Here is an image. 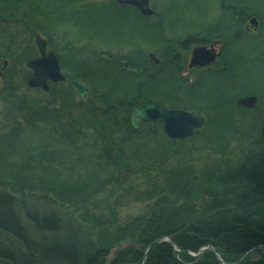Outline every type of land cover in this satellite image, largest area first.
<instances>
[{"label": "trees", "instance_id": "trees-1", "mask_svg": "<svg viewBox=\"0 0 264 264\" xmlns=\"http://www.w3.org/2000/svg\"><path fill=\"white\" fill-rule=\"evenodd\" d=\"M85 1L0 0L5 86L27 83L37 33L68 72L67 81L50 83L47 93L29 89V96H20L17 86L0 91V106L14 117H4L0 128V264H141L148 244L165 236L178 252L168 242L155 243L144 264H218L210 252L191 256L204 246L235 262L264 246V0H218L217 15L210 13L193 35L155 54L159 65L140 48L107 56L91 42L100 33L119 40L120 28L129 25L124 42L130 46L142 43L139 34L157 37L153 45L166 43L158 14L142 16L114 0ZM178 1L184 6L188 0ZM251 17L259 22L255 33L245 29ZM65 24L82 37L78 44L86 41L79 50L54 47ZM218 38L221 68L199 74L193 85L183 82L181 52ZM69 80L87 85L88 98L78 100ZM246 96L257 98L254 109L235 105ZM149 101L177 109L201 104L206 122L181 140L168 138L160 121L133 129L131 108ZM186 159L204 164L196 169L183 164ZM133 176L142 181L137 195L149 208L122 223L116 188ZM39 200L58 208L48 214ZM60 208L71 210L72 222H62ZM126 241L133 245L109 260ZM240 264H264V256Z\"/></svg>", "mask_w": 264, "mask_h": 264}, {"label": "water", "instance_id": "water-1", "mask_svg": "<svg viewBox=\"0 0 264 264\" xmlns=\"http://www.w3.org/2000/svg\"><path fill=\"white\" fill-rule=\"evenodd\" d=\"M121 5H130L135 7L139 13L143 16L157 15V13L151 8L150 0H115ZM248 25L253 28L252 32H256L259 27V22L256 17H251L248 20ZM248 28V27H247ZM36 48L39 56L31 59L27 62V67L32 71L31 77L28 79L27 84L30 88H38L47 92L49 90V82L58 83L64 82L66 77L61 71L58 57L52 51H48L47 40L39 34L34 37ZM224 44L220 38L215 39L206 44H195L190 47L188 51L181 53L183 57V69L180 73V78L183 82L188 81L189 85H193L198 82L199 78L193 74L196 69H199V73L206 72L209 68L220 69V55ZM148 57L153 61L155 65H159L161 62L154 56L153 53H149ZM7 65V61L4 62V67ZM71 87L73 88L78 99L83 100L86 98L89 88L79 81H71ZM237 107L245 109H254L257 105V98L255 96L241 97L235 100ZM203 108L200 105L193 106L192 108L177 109V108H164L155 102H148L146 104H140L132 107L130 113V124L133 129L139 130L142 123H155L157 121L162 122L163 131L170 139L181 140L185 138L193 137L194 134L204 126L206 120L203 115ZM261 139L264 140V119L260 128ZM167 240L171 247L175 250L174 243L171 241L170 236L159 238L148 244L143 254L144 264L146 259V253L152 247L153 244ZM126 245H133V242H122L115 246L111 251L121 249ZM210 252H213L220 264H240L246 257L256 250H264V246H258L248 251L237 262H225L212 247L206 248ZM202 248L198 253L204 251Z\"/></svg>", "mask_w": 264, "mask_h": 264}, {"label": "rangeland", "instance_id": "rangeland-1", "mask_svg": "<svg viewBox=\"0 0 264 264\" xmlns=\"http://www.w3.org/2000/svg\"><path fill=\"white\" fill-rule=\"evenodd\" d=\"M110 0H86L85 2L90 3H101V4H107ZM218 0L212 1V5L210 7V1L209 0H188L186 5L183 6L182 1L178 0H150V6L151 8L159 15V19L157 21L161 22L164 26L165 33L163 34L164 40L167 42L160 43L159 45H153V41L158 40L157 37L153 40L151 37H143L139 33V38L142 40L141 44H136L135 46H130L127 43L124 42L125 36L127 33L128 26H124L120 28V33L117 34L119 36L122 35V37L118 40L114 36L108 35H102L101 33L95 36V41L91 40L92 44H95L100 53H106V55H113V56H128L130 52H132L133 48H140L144 53H153L159 57L163 54L164 49H167L168 42L178 43L185 39V37L189 35H193L194 32H196L194 29L198 28L199 23L203 22L202 19H207V15L212 13V15L218 14V9L216 6ZM84 2V3H85ZM208 4V5H207ZM101 8H105L103 6H99ZM115 8V7H114ZM116 9V8H115ZM114 9V10H115ZM117 10V9H116ZM212 11V12H211ZM142 20H137L138 24ZM130 24V23H129ZM136 24V23H135ZM131 26V25H130ZM135 26V25H132ZM138 26V25H137ZM206 26V25H205ZM245 26V25H244ZM62 27V28H61ZM59 27V32L56 34L57 38L54 40V47H61L64 43L65 45H70L73 48L79 50L82 46L86 44V41H79L78 39H81L82 37L78 34L77 30L71 26L70 24H65ZM250 32H252V27H249ZM111 32H109L110 34ZM38 34V33H37ZM95 34V33H92ZM40 36H42L44 39L47 40L46 37H44L41 33H39ZM154 35V34H153ZM106 37V38H105ZM87 39V38H86ZM106 41L109 44H104L103 41ZM105 42V43H106ZM104 44V45H103ZM170 45V44H169ZM32 46L35 48V44L33 42ZM49 49V47H48ZM174 51L171 52L173 55ZM170 54V55H171ZM156 57V56H155ZM157 58V57H156ZM7 60L0 59V70H3L4 68V62ZM8 62V61H7ZM60 63V61H59ZM61 68V64H60ZM27 70V69H26ZM5 71V70H4ZM0 72V91H4L6 88H9L12 90V88H15L17 86L16 95L25 96L27 93H30L29 86L27 83L22 84L20 81L16 82L17 84L12 86H9L7 84V87L5 86V81L3 78V72ZM61 71L65 74H68V72L65 69L61 68ZM4 81V82H3ZM60 83V82H58ZM29 96V94H27ZM19 110V109H18ZM24 115V112L23 114ZM11 118V114H6V112L3 110V107L0 106V128H2V125L5 124L4 117ZM13 117V116H12ZM14 118V117H13ZM19 118V119H18ZM15 120L19 123L18 130L22 128V125L24 124L23 119L21 117V111L17 112L15 114ZM36 121V120H34ZM21 123V124H20ZM5 133V132H4ZM175 160L171 161L169 164H167V167L170 168L174 164ZM207 162V161H206ZM183 164L191 165L193 168H200L204 162L203 159L200 160V162L186 159L183 161ZM117 180V181H116ZM115 182H120V179L116 178ZM140 186L139 191H141L142 181L138 177H128L127 180L122 182V186L116 188L117 192L115 193V198H119V203L117 204V216L119 218V221L122 223L128 222L130 219L144 215L149 208V204L143 200L144 196L137 195V188ZM113 203V202H111ZM44 205L41 207L40 205ZM38 207L43 209L48 214L52 211H56L58 206H54L51 202L47 203V200H39L38 201ZM56 207V208H54ZM61 209V210H60ZM59 211L64 216L65 219L62 220V222H66L65 225H67V222H72L71 215L67 213L65 209L60 208ZM64 211V212H62ZM66 216V217H65ZM30 231V228H29ZM60 234H64V231H61ZM50 240V235H41L40 238H44ZM54 236V235H52ZM51 236V237H52ZM60 235L57 234L54 237H59ZM36 238V237H35ZM38 238V236H37ZM164 242H167L166 240H163ZM4 242V241H3ZM173 242V241H172ZM160 243V242H159ZM174 243V242H173ZM175 245V244H174ZM202 249V248H201ZM172 250H174L172 248ZM209 252V251H208ZM115 253V252H114ZM114 253L111 254V256L108 258L109 260L114 259ZM148 253V252H147ZM147 253H146V259H147ZM211 253V252H210ZM144 254V252H143ZM192 254V253H191ZM246 254V253H245ZM244 254V255H245ZM110 253L108 254V256ZM243 255V256H244ZM241 256V257H243ZM264 256V251L260 253L251 252L250 255L246 257L245 260L251 259L253 261H258L259 259H262ZM195 257V256H193ZM145 259V261H146ZM143 261V258H142ZM145 263V262H144ZM142 264V263H141Z\"/></svg>", "mask_w": 264, "mask_h": 264}, {"label": "bare ground", "instance_id": "bare-ground-1", "mask_svg": "<svg viewBox=\"0 0 264 264\" xmlns=\"http://www.w3.org/2000/svg\"><path fill=\"white\" fill-rule=\"evenodd\" d=\"M160 61V60H159ZM161 62V61H160ZM179 78H180V72H179V76H178ZM197 105H200V106H202L201 104H197ZM137 106V105H136ZM196 106V105H195ZM134 107V106H133ZM193 107V106H192ZM192 107H190V108H192ZM190 108H187L186 110H188V109H190ZM203 108V107H202ZM132 109V108H131ZM182 109H185V108H182ZM203 112V111H202ZM130 113H131V111H130ZM200 131V130H199ZM198 131V132H199ZM197 132V133H198ZM159 243V242H158ZM208 247H212L213 248V246H204L203 248H205V250L204 251H202V252H200L201 254L202 253H204V252H208L209 250L208 249H206V248H208ZM214 249V248H213ZM215 250V249H214ZM210 252V251H209ZM215 252L217 253V251L215 250ZM200 253H198V251L196 252V253H192L193 254V256H195V257H199L200 256ZM211 254H213L214 255V253L213 252H211ZM218 254V253H217ZM219 255V254H218ZM220 256V255H219ZM214 258H215V260L217 261V258H216V256L214 255ZM241 259V258H240ZM239 259V260H240ZM239 260H237V261H239ZM237 261H235V262H237ZM218 262V261H217ZM181 263H183V264H189V262H183V261H181ZM228 263H230V262H228ZM218 264H220L219 262H218Z\"/></svg>", "mask_w": 264, "mask_h": 264}, {"label": "flooded vegetation", "instance_id": "flooded-vegetation-1", "mask_svg": "<svg viewBox=\"0 0 264 264\" xmlns=\"http://www.w3.org/2000/svg\"><path fill=\"white\" fill-rule=\"evenodd\" d=\"M191 46V45H190ZM190 46H188V48L190 47ZM4 70V69H3ZM50 84V83H49ZM49 88H50V85H49ZM74 92V91H73ZM89 92H90V90L88 91V93H87V96H86V98L85 99H87L88 98V96H89ZM74 94H75V92H74ZM76 95V94H75ZM76 97H77V95H76ZM84 99V100H85ZM140 105V104H139ZM129 122H130V119H129ZM143 125V124H142Z\"/></svg>", "mask_w": 264, "mask_h": 264}]
</instances>
